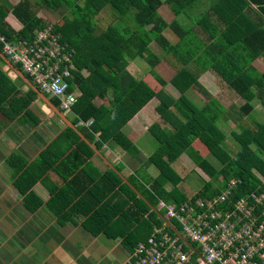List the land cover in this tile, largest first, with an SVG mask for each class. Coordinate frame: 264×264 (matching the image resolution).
<instances>
[{"label": "trees", "instance_id": "16d2710c", "mask_svg": "<svg viewBox=\"0 0 264 264\" xmlns=\"http://www.w3.org/2000/svg\"><path fill=\"white\" fill-rule=\"evenodd\" d=\"M2 1L0 33L8 40H29L35 29L46 24L42 17L36 16L33 5L48 9L64 6L62 21L51 23L59 40L73 49L67 91H74L76 100L70 118L65 117L84 137L91 139L99 131L98 140L109 138L135 155L137 149L120 128L152 97L157 98L154 109L162 125L150 123L146 128L157 146L145 160L157 173L146 183L135 181L132 175L126 177L150 205L156 207L159 200L178 203L185 199L177 188L181 178L171 166L182 152H187L208 177L196 196L216 194L230 179L236 180L231 192L233 199L250 192H264V122L253 120L250 127L243 123V117L251 116L253 99L264 108V68L259 69L255 64L257 58L264 59V0H215L208 12L192 22L200 29V35L196 28L184 27L175 19L195 0H17L12 6ZM3 5L21 23L18 30L5 23ZM161 5L168 7L174 19L169 22L163 19L158 12ZM106 6L113 20L101 29L95 17ZM165 30L172 39L163 34ZM152 41L176 61L177 67L168 81L154 69L159 57L149 48ZM126 59L143 61V78L127 70ZM13 65L31 82L18 63ZM6 71L12 70L0 58V116L35 126L38 120L29 107L39 97L20 77L15 74L14 81ZM206 71L242 99L236 113L231 111L233 116L214 97L213 87L208 89L199 80ZM147 76L155 80L153 85ZM167 83L176 96L164 88ZM192 87L205 98L199 106L185 95ZM106 95H109L107 104L94 102L95 98ZM48 98L58 108V99L53 95ZM220 116L224 120L231 118L236 126L237 131L231 132L235 151L227 148L224 133L215 125ZM78 120L89 123L83 127L75 124ZM60 124L56 136L30 162L13 151L7 155L5 162L12 169L14 184L27 201L33 197L32 184L42 180L48 170L55 171L64 186L59 194L51 192L50 196L52 201L53 198L62 201L61 210L63 213L67 210L65 217L76 210L84 216V227L96 226L90 229L92 234L100 232L108 238L118 237L121 245L131 251L138 241L146 239L153 225L161 224L160 219L109 167L83 180L86 169L91 168L88 158L92 150L75 131ZM196 140L206 154L193 148ZM100 141L96 140L94 145L97 147ZM72 183L78 187L71 188L67 194L65 191ZM165 184L170 186L168 190L164 189Z\"/></svg>", "mask_w": 264, "mask_h": 264}, {"label": "crops", "instance_id": "0c3cea01", "mask_svg": "<svg viewBox=\"0 0 264 264\" xmlns=\"http://www.w3.org/2000/svg\"><path fill=\"white\" fill-rule=\"evenodd\" d=\"M5 1L12 6L17 0ZM33 7L36 16H44L46 10L44 7L34 5ZM5 11V23L12 30H18L21 27L19 20L7 7ZM205 12H208V9ZM257 61L262 63L263 69L264 59L259 57L255 63ZM2 69L5 70V67L2 66ZM6 72L14 80L15 73L13 71ZM147 79L151 81L149 76ZM151 83L153 85V81ZM218 87L219 85H217ZM164 88L172 95H177L171 87L167 89L164 86ZM24 90L25 87L22 86L21 91ZM214 90L213 87L212 92ZM108 98L109 95L103 98L97 97L94 102L107 104ZM37 100L34 99L29 107L32 116L38 120L35 126H31L25 121L11 122L0 116V264H121L126 258L128 250L121 245L118 237L108 238L100 232L92 234L90 229L94 230L96 226L90 225V229L84 227L82 214L73 209L66 218L67 210L64 213L61 210L62 201L56 198H53L52 201L51 192L59 194V189L64 186L63 180L55 171L48 170L42 180H36L32 184L30 191L33 197L27 200L28 203L26 196L14 184L12 169L5 162L7 155L13 151L25 161L30 162L61 128V125L52 119L49 107L43 103V105L39 104ZM253 100L251 101L252 110L255 112L257 108L254 106ZM156 103L157 98L152 97L120 128L121 133L137 149L135 155H130L109 138L98 140L99 131L94 132L92 138L88 139L75 128L72 129L92 150V155L88 158L91 168L86 169L87 173L83 174V180L87 181L89 177L96 176L106 167L110 169L113 167L112 170L121 180L145 200L126 177L132 175L135 181L146 183V180L148 181L157 173L153 165L145 162L147 156L156 148L155 144L157 145L146 128L150 123L162 125L154 109ZM257 106L264 111L259 102ZM246 118L249 120V117ZM259 122H264V120ZM88 123L89 120L83 122L78 120L75 124L86 127ZM250 123L252 125V120ZM96 140L101 142L97 147L94 145ZM198 142L196 140L192 143L193 148L202 155L206 154ZM209 160L213 162L211 158ZM115 166H120L121 169L117 170ZM171 166L181 178L177 188L185 198L196 193L203 185L204 180L208 179L199 169H196L198 167L187 152L179 154L171 162ZM73 187H78V184L72 183V187L67 188L65 192L68 194ZM169 188L168 184L164 185L165 190ZM38 201L39 204L36 203ZM146 203L150 209L154 207L147 201ZM78 206L81 208L80 204ZM58 213L61 214L60 217L57 216Z\"/></svg>", "mask_w": 264, "mask_h": 264}, {"label": "built area", "instance_id": "2783aa9c", "mask_svg": "<svg viewBox=\"0 0 264 264\" xmlns=\"http://www.w3.org/2000/svg\"><path fill=\"white\" fill-rule=\"evenodd\" d=\"M0 44L39 91L58 99L63 115L71 112L76 93L67 91V78L73 49L59 40L51 22L29 40H8L0 33ZM235 183L230 179L216 194L196 192L178 203L159 200L155 209L167 223L153 225L121 264H264V192L233 199Z\"/></svg>", "mask_w": 264, "mask_h": 264}, {"label": "rangeland", "instance_id": "374dc122", "mask_svg": "<svg viewBox=\"0 0 264 264\" xmlns=\"http://www.w3.org/2000/svg\"><path fill=\"white\" fill-rule=\"evenodd\" d=\"M0 2L3 3L2 0H0ZM212 2H213V0H196L193 3V5H190L186 8L185 13L180 14L175 19L179 23H181V25H183L184 27L196 28L198 34L200 35L201 34L200 29H198L196 27V25H193L192 22L194 20H196L197 18H199L202 14H204L205 10H207V9L209 10V7L212 4ZM44 9H46V10H45L44 16L42 18L45 20V22L60 23L62 21V15L66 12L63 5L58 6L55 9H48L45 7H44ZM158 12L163 17V19H165L167 22L174 19V16L169 12L168 7L166 5H161ZM211 19L213 21H215V18L211 17ZM112 20H113V14L111 13L109 7H107V6L104 7L95 17V21L97 22L98 27L101 29H103ZM163 34L167 38L172 39V35L169 31L165 30V31H163ZM149 48L154 54H156L159 57V61L154 66V69L156 70V72L161 77H163V79L168 81V79L173 75V73L177 67L176 61L170 55L165 54L163 52V50L154 41H152L149 44ZM126 62H127V65H126L127 70L132 75H134L137 78H139V77L143 78L144 77L142 75V72H145L144 71L145 70V64L143 63L142 60L130 61V60L126 59ZM255 64L259 69H262L263 65L260 61H257ZM149 76L152 77L150 74H149ZM152 79H153V77H152ZM199 80L202 81L203 84L208 87V89H211V87L215 88L214 93H213L214 97H216L220 101V103H222L223 106H227V108L230 110L231 115H232L231 111H234L236 113L238 106L242 103V99L237 94H235L233 92V90H231L225 84L223 85L220 82H218L214 78V76H212V74H209V72L202 73ZM153 81H155V80H153ZM217 85H219L218 88H217ZM165 87L167 89H169L170 84L167 83L165 85ZM185 95L197 106L201 105L205 101L204 96L195 87H192L191 89H189L185 93ZM46 96H49V94L46 93ZM254 100H253L254 106H256V108H257L256 110H258V111H256V110H255V112L253 111L251 113V116H248L249 120L250 121L252 120V122H253V120L263 121L264 120V111L262 109H259V107L257 106L258 102L256 100L255 101ZM37 102L39 104H42L41 100H37ZM51 116H52V119L56 123L60 124V121L55 116H53L52 114H51ZM65 116L67 118H70V113H65ZM223 120H224V117L220 116V118L215 121V125L219 130H221L224 133V135H225L224 144H226L227 148H229L230 151H235L236 150V143L234 142L230 131H232V129L234 131H237L236 126L233 125V120L231 118L228 120H224V122H223ZM243 120H244L243 123H245L247 126L251 125L248 118L245 117V118H243ZM156 146L157 145L155 144V147ZM209 158H211V157L209 156ZM209 158L207 156V159H209ZM211 159L213 160V158H211ZM213 163L215 165L216 161L213 160ZM196 169H199V168H196ZM203 175H206V174L203 173ZM206 181L207 180H204V182H206Z\"/></svg>", "mask_w": 264, "mask_h": 264}, {"label": "water", "instance_id": "95a60500", "mask_svg": "<svg viewBox=\"0 0 264 264\" xmlns=\"http://www.w3.org/2000/svg\"><path fill=\"white\" fill-rule=\"evenodd\" d=\"M0 58L4 61V63H6V65L18 76L22 79V81L28 86L30 87L39 97V99L46 104L49 109L51 110V112L58 117V119L67 127L74 129L73 125L69 122V120L58 110V108L52 103V101L48 98V96L44 95L41 91H39L29 80L27 77H25L23 75V73L16 68L13 63H11L9 61V59L7 57H5V55L0 52ZM113 169V167H111ZM127 182V181H126ZM133 189V188H132ZM152 211H154L157 215V217H159L160 220H164L162 218V216L160 215V213L154 208L151 207ZM165 221V220H164ZM167 223V221H165Z\"/></svg>", "mask_w": 264, "mask_h": 264}]
</instances>
